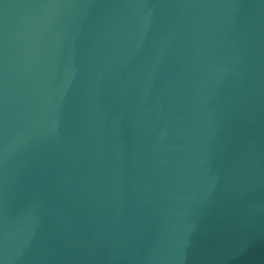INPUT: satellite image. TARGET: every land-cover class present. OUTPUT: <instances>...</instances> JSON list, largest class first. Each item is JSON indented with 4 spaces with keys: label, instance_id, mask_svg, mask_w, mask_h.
Here are the masks:
<instances>
[{
    "label": "water",
    "instance_id": "1",
    "mask_svg": "<svg viewBox=\"0 0 264 264\" xmlns=\"http://www.w3.org/2000/svg\"><path fill=\"white\" fill-rule=\"evenodd\" d=\"M0 264H264V0H0Z\"/></svg>",
    "mask_w": 264,
    "mask_h": 264
}]
</instances>
